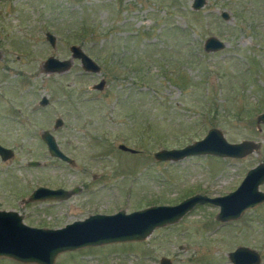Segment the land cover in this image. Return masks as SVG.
<instances>
[{"label": "rangeland", "instance_id": "rangeland-1", "mask_svg": "<svg viewBox=\"0 0 264 264\" xmlns=\"http://www.w3.org/2000/svg\"><path fill=\"white\" fill-rule=\"evenodd\" d=\"M192 1L0 0V144L13 151L0 158V209L18 211L32 226L58 227L195 193L222 196L264 161V122H257L264 111V0H206L199 9ZM211 35L225 46L205 50ZM71 44L100 70L86 72L74 59L66 72H45L43 61L70 58ZM101 78L104 86L92 88ZM43 96L48 102L40 105ZM57 117L62 123L53 129ZM211 127L229 142L259 146L242 157H154ZM45 129L73 162L49 154ZM38 186L80 190L62 200H28ZM259 187L264 191V182ZM218 212V205L197 203L144 239L65 250L53 264H157L161 257L232 264L228 253L239 246L258 251L264 264V201L232 220L220 221ZM0 264L37 263L0 255Z\"/></svg>", "mask_w": 264, "mask_h": 264}, {"label": "water", "instance_id": "water-1", "mask_svg": "<svg viewBox=\"0 0 264 264\" xmlns=\"http://www.w3.org/2000/svg\"><path fill=\"white\" fill-rule=\"evenodd\" d=\"M205 3L206 0H193L192 7L199 9ZM220 15L225 20L229 17L224 10ZM45 37L52 47L56 45L54 33L47 31ZM224 46V41L214 35L207 37L204 41V49L207 51L219 50ZM69 50L70 58L61 59L49 55L43 61L44 71L66 72L70 69L74 59H79L82 69L86 72L100 70L99 64L79 45L71 44ZM104 84L105 80L101 78L92 88L101 89ZM47 102L48 99L43 96L39 104L45 105ZM257 122H264V111L258 114ZM61 123L62 119L57 117L53 129ZM41 139L51 156L66 162H73V159L61 150L50 130H43ZM258 146L259 143L253 140L229 142L219 128L211 127L202 138L182 147L158 149L154 152V157L160 161H177L190 155L203 154L242 157L256 150ZM119 148L130 152L137 151L124 143H120ZM12 155V149L0 144L1 159H8ZM38 163L35 160L29 161L30 165H38ZM263 182L264 161L248 169L239 185L222 196L195 193L176 204L149 205L130 212L119 209L111 214L95 213L58 228L32 226L24 222L22 214L18 211L0 209V255L21 262L53 264L56 255L65 250L91 244L144 239L154 228L176 222L197 203L210 202L218 205L217 218L220 221L236 219L245 209L264 201V191L259 187ZM78 191L79 187L68 190L62 187L38 186L28 195L27 199L30 201L66 199ZM228 256L232 264H259L261 261L258 251L248 246L236 247L228 253ZM157 264H173V262L168 257H161Z\"/></svg>", "mask_w": 264, "mask_h": 264}, {"label": "flooded vegetation", "instance_id": "flooded-vegetation-1", "mask_svg": "<svg viewBox=\"0 0 264 264\" xmlns=\"http://www.w3.org/2000/svg\"><path fill=\"white\" fill-rule=\"evenodd\" d=\"M75 188H76V187H75ZM72 189H73V188H72ZM68 190H69V189H68ZM79 190H80V188H79ZM61 200H62V199H61ZM39 201H41V200H39ZM91 214H95V213H91ZM91 214H89V215H91ZM89 215H88V216H89ZM22 216H23V220H24V215H22ZM86 217H87V216H86ZM84 218H85V217H84ZM84 218H83V219H84ZM77 220H81V219H77ZM74 221H75V220H74ZM72 222H73V221H72ZM69 223H70V222H69ZM66 224H67V223H65L63 226H65ZM63 226H58V227H63ZM37 227H44V226H40V225H39V226H37ZM58 227H49V228H58Z\"/></svg>", "mask_w": 264, "mask_h": 264}]
</instances>
